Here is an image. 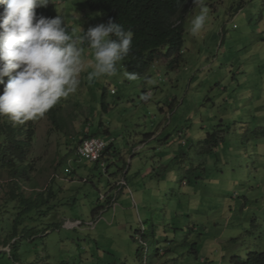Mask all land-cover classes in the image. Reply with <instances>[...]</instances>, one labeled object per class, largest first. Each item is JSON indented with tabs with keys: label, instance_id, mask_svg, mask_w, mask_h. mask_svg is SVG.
Returning a JSON list of instances; mask_svg holds the SVG:
<instances>
[{
	"label": "rangeland",
	"instance_id": "rangeland-1",
	"mask_svg": "<svg viewBox=\"0 0 264 264\" xmlns=\"http://www.w3.org/2000/svg\"><path fill=\"white\" fill-rule=\"evenodd\" d=\"M30 1H15L22 16ZM41 1L58 22L29 56L39 73L29 102L3 92L12 73L0 52V264H238L264 253V0L186 4L180 55L163 51L143 77L84 0ZM4 3L0 49L14 14ZM93 135L114 144L98 163L76 153Z\"/></svg>",
	"mask_w": 264,
	"mask_h": 264
},
{
	"label": "trees",
	"instance_id": "trees-1",
	"mask_svg": "<svg viewBox=\"0 0 264 264\" xmlns=\"http://www.w3.org/2000/svg\"><path fill=\"white\" fill-rule=\"evenodd\" d=\"M9 1L10 3L4 5H11L14 14L7 20L3 31L11 34L4 41L0 52L3 63L8 64L12 74L2 90L6 95L11 94L29 102L24 98L26 82L39 79L37 67L30 63L29 56L38 46L46 43L48 27L56 26L58 17L55 9L48 7L41 0H31L24 16L16 8L15 1L19 0ZM84 1L90 12L101 15L105 31L112 41L113 53L126 63L131 75L143 77L160 59L163 51L169 58L180 55L185 42V17L180 13L186 4L195 6L202 0ZM176 60L174 58L172 62L175 63ZM43 106L44 113L49 115L53 101L44 95ZM55 116L54 109L52 121H55ZM31 133L29 132L28 136L31 137ZM213 138L214 143L219 141L218 136L213 134L208 136L205 142L211 143ZM237 262L264 264V253L253 252L245 260Z\"/></svg>",
	"mask_w": 264,
	"mask_h": 264
},
{
	"label": "built area",
	"instance_id": "built-area-1",
	"mask_svg": "<svg viewBox=\"0 0 264 264\" xmlns=\"http://www.w3.org/2000/svg\"><path fill=\"white\" fill-rule=\"evenodd\" d=\"M114 93V91H113ZM112 143V142H111ZM109 144L98 138L95 136H89L87 138H85L80 145L78 146L76 153L77 155L82 158L85 159L89 162H100L103 159L104 153L107 150ZM126 175V173H125ZM118 186H120L119 190H122L126 187H128L127 181L126 179H122L118 182ZM132 195V193H131ZM102 199H105V197L102 196ZM116 199V196L114 197V199H112L111 202H114ZM68 227L70 228H76L79 227L83 224L82 221L77 220V221H73V222H66ZM91 224H93V222H90Z\"/></svg>",
	"mask_w": 264,
	"mask_h": 264
},
{
	"label": "crops",
	"instance_id": "crops-1",
	"mask_svg": "<svg viewBox=\"0 0 264 264\" xmlns=\"http://www.w3.org/2000/svg\"><path fill=\"white\" fill-rule=\"evenodd\" d=\"M112 146H114L113 142L109 144L107 150L105 151V153H107V156H110L111 151H109V148H111ZM132 162H133V161H132ZM121 170H122V169H120V171H121ZM114 186H115V184L113 185V187H114Z\"/></svg>",
	"mask_w": 264,
	"mask_h": 264
}]
</instances>
